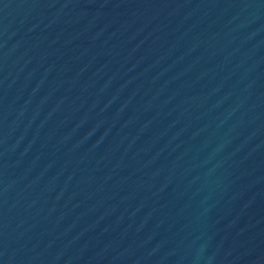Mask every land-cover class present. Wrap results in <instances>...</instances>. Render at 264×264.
Listing matches in <instances>:
<instances>
[{
    "label": "water",
    "instance_id": "95a60500",
    "mask_svg": "<svg viewBox=\"0 0 264 264\" xmlns=\"http://www.w3.org/2000/svg\"><path fill=\"white\" fill-rule=\"evenodd\" d=\"M0 264H264V0H0Z\"/></svg>",
    "mask_w": 264,
    "mask_h": 264
}]
</instances>
